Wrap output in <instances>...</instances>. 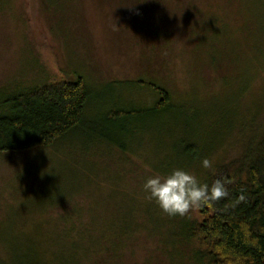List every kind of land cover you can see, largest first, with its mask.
Here are the masks:
<instances>
[{"label":"rangeland","instance_id":"obj_1","mask_svg":"<svg viewBox=\"0 0 264 264\" xmlns=\"http://www.w3.org/2000/svg\"><path fill=\"white\" fill-rule=\"evenodd\" d=\"M79 77L84 128L0 155V264H209L143 184L264 134V0H0V94Z\"/></svg>","mask_w":264,"mask_h":264},{"label":"trees","instance_id":"obj_2","mask_svg":"<svg viewBox=\"0 0 264 264\" xmlns=\"http://www.w3.org/2000/svg\"><path fill=\"white\" fill-rule=\"evenodd\" d=\"M161 94L164 101L168 100L167 92L162 90ZM163 100L157 106H162ZM89 101V92L81 77L51 79L31 87L22 84L0 94V155L53 147L65 136L86 126ZM131 113L135 112L121 111L116 115L131 116ZM250 131L252 134L247 137L240 156L218 165L201 182L211 186L216 179H223L230 195L197 209L200 221L187 220L185 235L194 237L202 248L195 252L197 261L264 264V134H254L252 126ZM115 145L121 148L122 144L115 141ZM21 261L30 262V259Z\"/></svg>","mask_w":264,"mask_h":264},{"label":"clouds","instance_id":"obj_3","mask_svg":"<svg viewBox=\"0 0 264 264\" xmlns=\"http://www.w3.org/2000/svg\"><path fill=\"white\" fill-rule=\"evenodd\" d=\"M204 168H211L207 158ZM146 199L155 202L169 217H185L210 203L227 198L230 193L223 179H216L211 186L201 184L198 178L183 169H174L167 175H154L143 184ZM243 200V196L240 197Z\"/></svg>","mask_w":264,"mask_h":264}]
</instances>
